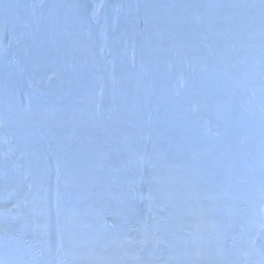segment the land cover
Masks as SVG:
<instances>
[{
    "label": "bare ground",
    "instance_id": "1",
    "mask_svg": "<svg viewBox=\"0 0 264 264\" xmlns=\"http://www.w3.org/2000/svg\"><path fill=\"white\" fill-rule=\"evenodd\" d=\"M4 3L3 0H1ZM32 11L34 14H38L40 12H46L45 23L40 24L36 20V17L30 22L26 29L29 32L34 31L38 26H42L45 28L46 34L49 36L52 42L57 41V37L55 35L56 27H57V17H56V8L52 3L44 2L43 0H35ZM250 20H252V16L250 15ZM108 20L111 22V17H108ZM258 21L263 22L262 17H258ZM258 25H262L261 22H258ZM43 32V30H40ZM71 33V31H69ZM23 32L20 33L17 29L12 31L11 33L3 34V42H0V54L7 53L9 57V62L7 66L4 68L2 65L0 66V72L3 76L4 85L0 87V125L3 124L5 128L11 130L12 127V118L16 116L15 110L16 108L25 100L29 98V92L24 87H21L18 84H15L14 80L18 75V71L13 69L14 64H18V55L24 49V45L26 43H21L18 40V36H21ZM130 35V38H129ZM230 35V34H228ZM128 40L133 43L136 49V76L139 79V87L140 92L145 93L143 99L145 102H148L147 95L155 92L153 89V85L161 84L165 89L171 84L173 80H175V73L173 70L174 62L179 61V59L175 56L173 52V48L171 46H164L159 48L157 51L152 49V45L155 42V39L152 36L147 37L142 32V26L139 20L136 19V36L132 34H128ZM235 36L236 34L230 35ZM114 37V35H113ZM99 43V41H97ZM24 44V45H23ZM239 45V39L236 43ZM243 47L241 48L240 55H238L239 59L234 62H238V66L240 70H235V80L229 84L230 90L233 91L236 88L241 89V95L238 99L234 98V94L232 100L244 102L245 105L252 108L255 112L256 119L258 121V133L262 136V141L264 140V35L260 34L256 30H250L246 33L245 43H242ZM229 54H232L233 49L228 47ZM238 52H236L237 54ZM41 53L39 52L38 55ZM239 54V53H238ZM143 57V62H139L140 57ZM71 59H75V53H70ZM18 67V66H17ZM16 67V68H17ZM104 71H108L106 67H103ZM28 70V66L23 64L21 69V73H24ZM26 83H27V75L23 74ZM17 83V82H16ZM31 86H34L31 84ZM147 94V95H146ZM37 95L39 97V105L35 108V111L32 113L25 114L21 122L23 121L24 125L31 131L34 146L33 151L28 145L25 152L21 153L19 149L15 151L14 156L9 153V158L11 162V157L14 162L23 161V157L26 153H30L31 159L35 164L39 165L41 168L42 175V183H41V199L44 205L47 204V212L46 217L44 219V233L43 234V242L42 244L43 251L39 255L40 262L38 264H108L110 262L115 261V245L112 240L108 239L109 229L105 224V220H109L111 223H117L120 221L118 216L111 217L109 219L106 218V212L104 210V203H97L102 201L104 196V192L107 189L100 188L97 189L96 199L87 198L85 195H81L79 191H70L71 187H66L62 190L60 195L61 187H55L53 190L56 192H50L48 203L46 198L48 196L47 186L49 182L48 175H51V169L53 170L52 175L58 177V175L64 176L65 178L68 174V164L66 159H59L56 156L59 152L55 149V142L53 139L51 140V128L52 124L57 121V117L54 116L51 111L52 100L54 94L45 87H37ZM139 98L136 97V134H133L132 141L130 146L126 149V157H130L134 152L131 151V148L136 145H141V148H146L147 140L139 136V108L137 105H143L142 102L139 101ZM6 108L7 110L5 111ZM46 110V111H43ZM33 110V109H31ZM151 113H154L153 110L158 112H166V109L161 106H151L149 107ZM149 120H145L144 122L147 127V131L150 135H153L150 140L154 141L161 137L159 140L164 141L171 150L175 153L171 152V156H176L190 150V142L185 141L183 138H178L175 135H172L169 131L166 133H157L156 123L151 126L148 124ZM151 126V127H150ZM142 133H145L143 127H141ZM63 127L61 124H53V135L54 137L56 133L63 131ZM128 131H131L128 129ZM83 136L75 133H71L69 135L70 140L73 141L72 145H80L87 143ZM131 137V135H129ZM164 137V138H163ZM81 138V139H80ZM137 140L144 141L146 143L136 144ZM193 146V145H192ZM263 145H261L255 155V160L253 162H257L262 166V174L260 176L254 178L245 179V183L247 185V197L245 202H249L252 200L255 195L256 201L260 207L261 217H263L262 213H264V149ZM90 150V149H89ZM204 156L202 158L203 165L207 167V163H209L210 156L209 149L207 146L203 147ZM90 158L92 160H101L102 156L95 154L93 152L90 153ZM46 158V159H45ZM105 156L104 159L105 160ZM171 164H175L181 170V163L177 160H168ZM252 162V163H253ZM214 167L218 166V162L215 160V163H211ZM90 168V167H89ZM91 169V168H90ZM90 176L89 180H86L85 177L81 180L84 184H91L92 179H94L91 173L88 174ZM138 174L135 176V180L133 181V185L135 186L129 187L127 191L130 193L129 198H136L135 201H131L129 203L130 214L132 212L133 218L136 219V235H132V233L125 229L121 223L119 225H115L116 229H125V232L122 236L119 237L120 242H124L123 246L119 249L122 251H127L132 254L131 261L137 262L136 264H151L147 259L149 258L152 264H165L166 260L157 259L152 260L151 254L148 257L149 251L155 252L156 247H165L167 249L174 248V243L169 241L172 234H170V229H175V225L172 226L171 219L175 214V210H179L181 208L180 196L184 187H179L180 184H183L185 180L180 177H175L171 181H167L163 183L161 186L147 184V182H140L136 179ZM96 179V177H95ZM136 181V182H135ZM175 185V186H174ZM119 186H116L115 181L109 180L108 189L117 190ZM136 189L138 191H136ZM147 189V190H146ZM52 190V191H53ZM69 190L70 192H67ZM136 191V193H135ZM121 192V189H120ZM148 194V195H147ZM162 194V195H161ZM153 204L160 205L158 210L153 212H148V209L145 207L148 204L147 199L154 196ZM143 204H142V202ZM66 206H76L79 211L75 215L69 207ZM246 207H243L241 210L246 211ZM63 216H58L56 211H63ZM115 211V210H114ZM167 217L168 221L166 222L165 227L157 229L153 224V221L156 218H161L165 220L163 216H159L157 214ZM51 218H48V217ZM96 216V217H92ZM54 218L59 219L60 223L66 226L67 231L65 232L61 225H51L54 221ZM62 218V219H61ZM84 221L83 223L79 221ZM41 223V222H40ZM37 227L33 226L35 230ZM188 230V229H187ZM260 234L259 238L264 237V221L260 223ZM186 232V230H185ZM162 233L161 235H159ZM249 236H254V233L249 232ZM209 236L204 235L201 237L202 243L205 244ZM210 241H213L210 239ZM214 242V241H213ZM213 246L221 247L217 241L212 243ZM257 247V244H255ZM223 250L216 251L211 255L218 256ZM139 251L141 254L138 256ZM226 251V250H225ZM136 253V254H135ZM162 252L159 253V256ZM175 259V256L170 257ZM257 258L262 261V258L259 257H250L244 256L240 257L239 262L237 263V259L234 260L232 264H258L256 262ZM219 259V258H218ZM232 259L229 260V262ZM223 261L227 262L225 258ZM189 264L188 262L181 264ZM230 264V263H229Z\"/></svg>",
    "mask_w": 264,
    "mask_h": 264
}]
</instances>
